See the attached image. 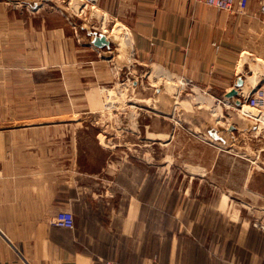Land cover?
<instances>
[{
	"label": "crops",
	"instance_id": "obj_1",
	"mask_svg": "<svg viewBox=\"0 0 264 264\" xmlns=\"http://www.w3.org/2000/svg\"><path fill=\"white\" fill-rule=\"evenodd\" d=\"M56 1L75 12L72 0ZM46 2L33 8L24 0H0V57L2 46L24 48L26 42L30 53L39 31L55 36L51 47L61 52L55 62H63L67 16L50 2L59 22H32ZM92 8L102 14V30L129 34L133 57L149 72L151 66L165 71L192 95L202 91L212 111H223L220 96L231 86L242 51L264 60V27L250 14L197 0H83L78 15L86 17ZM49 75L55 83L45 82L53 80ZM161 80L168 81L157 76L152 83ZM174 81L168 82L183 91ZM33 86L63 89L59 74L0 71V95ZM83 110L58 102L0 104V264H264V217L241 215L233 205L229 215L218 186L181 185L169 200L170 189L161 183L171 171L154 168L153 156L152 167H145L137 149V155L105 151L76 115ZM132 117L126 121L134 127ZM62 209L72 212V228L50 222Z\"/></svg>",
	"mask_w": 264,
	"mask_h": 264
},
{
	"label": "rangeland",
	"instance_id": "obj_2",
	"mask_svg": "<svg viewBox=\"0 0 264 264\" xmlns=\"http://www.w3.org/2000/svg\"><path fill=\"white\" fill-rule=\"evenodd\" d=\"M62 3L64 4V2ZM16 4L20 8L27 6L19 1ZM53 8L54 6L50 2H46L37 11L40 16H32V22L39 25L42 18L47 20L48 26L54 24L56 20L59 22L60 18L55 14L58 12ZM84 9L83 6L81 13L84 12ZM64 19L67 24H65L62 49L63 62H55L57 58L61 60V52L58 53L55 47H51L50 40H54L55 36H52L50 32L40 33L39 31L33 32L30 53L28 42H26L24 48L2 46L0 57V71L59 74L63 89L60 91L58 88L56 93L55 88L52 90L34 86L31 89H26V92H23V89L5 91V93L1 90L0 104L11 102L78 104L81 109L85 110L79 111L76 115L89 125L86 131L90 132V137L94 133L97 135V141L104 147L105 151L117 150L122 155L125 153L128 155L131 153L138 154L139 158L142 157L141 160L145 167H152L153 156L154 168H159L161 173L167 170L171 171L172 175L162 180L163 184L168 186V190L170 189L169 200L174 195V191L181 185H191L206 190L218 186L219 190L215 193L219 197L227 196L225 200L230 207L227 212L229 215L233 205L234 208L239 207L236 208V213L239 209L241 215L247 216L250 213L257 220L264 217V210H248L244 204L238 202L240 195L247 194L242 187L244 174L252 164L247 158L238 156L233 150L221 149L204 141L173 117V131L168 141L139 138L138 132H135V128L129 120L126 121V118L131 115L134 122L136 119L145 117L148 110L136 107L127 101V84L129 81L127 72L124 70L121 73L116 71L117 68L115 69L112 58L101 56V53L92 45L84 43L81 33H78L77 30L74 31V28L71 27L69 18ZM105 26L110 28L111 23L107 22ZM47 43L48 46H46ZM260 43H263V40ZM24 52L26 57H23ZM47 60L48 62L45 63ZM159 71L151 66L146 79L152 83L157 81L158 76L168 81H174L171 78L167 79L168 75L164 73V70L161 74L158 73ZM50 77H53V80L47 79L45 82L55 83V75H49L48 78ZM31 82L32 84H39L44 81L32 79ZM176 83L182 84L181 89L183 91L191 93L185 83L182 81ZM193 96L198 103L203 104V101H206L208 103L206 105L213 106L210 104L211 100L203 96L202 91L201 94L194 93ZM124 105H130L133 108L126 107L127 110H120L123 109L122 106ZM219 109L220 106H217V110H213V112L220 113L221 117L224 118L226 115ZM262 113L264 114V112ZM5 114L10 116L13 113ZM64 114L66 116L68 113ZM90 147L96 148L94 144H90ZM163 177L161 174V179ZM228 190L232 191L231 196L227 195ZM203 192L208 191L203 190ZM221 199L224 201L223 198ZM257 201L259 205H263L262 201Z\"/></svg>",
	"mask_w": 264,
	"mask_h": 264
},
{
	"label": "water",
	"instance_id": "obj_3",
	"mask_svg": "<svg viewBox=\"0 0 264 264\" xmlns=\"http://www.w3.org/2000/svg\"><path fill=\"white\" fill-rule=\"evenodd\" d=\"M47 1L63 11L77 32L81 33L84 43L96 48L101 56L112 58L119 73L123 70L127 72V101L148 110L145 117L138 119L134 125L139 138L168 141L174 118L204 141L221 149L233 150L252 162L242 182L249 195H240L239 198L264 207V121L258 118L257 109L242 106L248 95L264 81L263 59L242 51L231 86L220 96L225 104L224 122L207 105L198 103L191 93L179 91L176 84L164 80L149 82L146 79L149 67L133 57L129 34L117 29L110 32L102 30L100 11L92 8L83 17L78 15L83 0L71 1L75 12L56 0ZM24 2L33 8L41 4V0ZM257 200L263 205H259Z\"/></svg>",
	"mask_w": 264,
	"mask_h": 264
},
{
	"label": "built area",
	"instance_id": "obj_4",
	"mask_svg": "<svg viewBox=\"0 0 264 264\" xmlns=\"http://www.w3.org/2000/svg\"><path fill=\"white\" fill-rule=\"evenodd\" d=\"M198 2L224 11H234L239 15L255 17L264 27V0H197ZM252 1V4H250ZM242 106L255 108L259 111L258 118L264 112V81L245 99ZM52 224L72 228L73 214L68 209L58 211L50 220Z\"/></svg>",
	"mask_w": 264,
	"mask_h": 264
},
{
	"label": "bare ground",
	"instance_id": "obj_5",
	"mask_svg": "<svg viewBox=\"0 0 264 264\" xmlns=\"http://www.w3.org/2000/svg\"><path fill=\"white\" fill-rule=\"evenodd\" d=\"M167 72H168V71H167ZM167 79H170V78L167 77ZM200 100H201V99H200ZM259 119L262 120V121H264V114H263V113L260 114Z\"/></svg>",
	"mask_w": 264,
	"mask_h": 264
},
{
	"label": "trees",
	"instance_id": "obj_6",
	"mask_svg": "<svg viewBox=\"0 0 264 264\" xmlns=\"http://www.w3.org/2000/svg\"><path fill=\"white\" fill-rule=\"evenodd\" d=\"M161 185H163V183H161Z\"/></svg>",
	"mask_w": 264,
	"mask_h": 264
}]
</instances>
